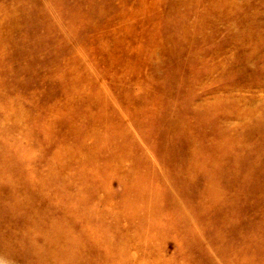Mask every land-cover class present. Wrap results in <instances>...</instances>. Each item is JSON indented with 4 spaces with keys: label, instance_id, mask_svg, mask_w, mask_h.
Wrapping results in <instances>:
<instances>
[{
    "label": "rangeland",
    "instance_id": "obj_1",
    "mask_svg": "<svg viewBox=\"0 0 264 264\" xmlns=\"http://www.w3.org/2000/svg\"><path fill=\"white\" fill-rule=\"evenodd\" d=\"M0 264H264V0H0Z\"/></svg>",
    "mask_w": 264,
    "mask_h": 264
}]
</instances>
